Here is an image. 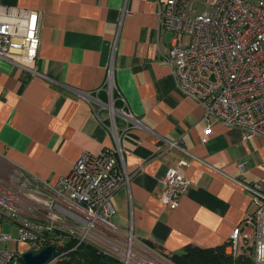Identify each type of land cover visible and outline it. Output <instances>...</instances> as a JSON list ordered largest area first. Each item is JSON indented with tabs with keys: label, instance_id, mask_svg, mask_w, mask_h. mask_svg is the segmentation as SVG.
<instances>
[{
	"label": "crops",
	"instance_id": "1",
	"mask_svg": "<svg viewBox=\"0 0 264 264\" xmlns=\"http://www.w3.org/2000/svg\"><path fill=\"white\" fill-rule=\"evenodd\" d=\"M166 1L0 0L41 11L40 74L0 59V161L55 185L84 151L114 147L110 129L77 93L102 88L113 66L116 95L139 124L116 118L121 168L131 181L113 198L114 228L106 235L132 255V264L172 262L160 250L224 245L256 208L241 182L264 176V140H245L222 123L208 133L204 106L180 88L166 61L172 33L160 28ZM99 96L108 101L105 89ZM101 115L108 111L101 108ZM183 160L190 186L169 209L161 201L164 178Z\"/></svg>",
	"mask_w": 264,
	"mask_h": 264
},
{
	"label": "built area",
	"instance_id": "2",
	"mask_svg": "<svg viewBox=\"0 0 264 264\" xmlns=\"http://www.w3.org/2000/svg\"><path fill=\"white\" fill-rule=\"evenodd\" d=\"M40 17L39 10L0 3V59L40 74L36 66ZM160 28L172 33L166 61L184 94L204 106L207 132L213 123H222L241 130L245 140H264V0H167L160 10ZM102 89L108 94L107 102L99 96ZM116 90L113 66L102 88L77 90L110 129L114 147L99 153L84 151L55 185L22 172L19 183L11 180L6 185L8 178L0 172V264H24L23 254L48 246L49 234L54 232L78 239L77 246L84 241L97 245L96 240L111 230L103 224L114 228L117 211L113 198L131 181L121 168L124 156L116 118L139 124ZM101 108L108 111L107 117L101 115ZM169 144L180 147L178 141ZM187 163L183 160L170 167L164 178L161 201L169 209L179 206L190 186L183 170ZM239 169L243 172L244 163ZM241 184L256 208L233 229L226 250L236 256L244 247H252L255 263L264 264V176ZM66 197L71 204L66 203ZM3 219L17 226V238L2 232ZM9 242L15 245L13 249L7 246ZM18 243L26 244V248L17 249ZM110 244L114 250H122ZM53 245L56 255L45 264H64L69 251L58 253L60 241ZM124 253L114 255L132 264V255Z\"/></svg>",
	"mask_w": 264,
	"mask_h": 264
},
{
	"label": "trees",
	"instance_id": "3",
	"mask_svg": "<svg viewBox=\"0 0 264 264\" xmlns=\"http://www.w3.org/2000/svg\"><path fill=\"white\" fill-rule=\"evenodd\" d=\"M59 241L58 253L69 251L67 259L63 261L64 264H125L120 257L106 252L94 243L84 241L77 246L78 239L65 234L60 235L59 232L49 234L46 245H58ZM160 251L175 264H256L252 247H244L236 256L227 252L226 244L183 254Z\"/></svg>",
	"mask_w": 264,
	"mask_h": 264
},
{
	"label": "rangeland",
	"instance_id": "4",
	"mask_svg": "<svg viewBox=\"0 0 264 264\" xmlns=\"http://www.w3.org/2000/svg\"><path fill=\"white\" fill-rule=\"evenodd\" d=\"M0 172L2 174H4V176L6 175V185H9L8 183H11V180L19 183L20 180L23 179L21 172L18 169L13 168L10 165H7L6 163H4V161L2 162V160L0 161ZM15 184V183H14ZM106 229V228H105ZM1 230L4 234H11L14 238L18 237V229L17 226H15L14 224H10L9 221H7L6 219H3L1 221ZM107 230V229H106ZM82 234H80L81 236ZM88 238L92 239V237L90 235H88ZM97 245L99 247H101L102 249L106 250V251H110L114 254L118 253H122L123 251H119V250H114V246L112 244H110L111 242L109 241V239L107 238L106 234H103V237H100V239H97ZM8 247H10L11 249H13L15 247V245L11 242L8 243L7 245ZM17 249H24L26 248V244L24 243H18L16 245ZM125 254V253H124ZM161 264V263H159ZM162 264H175L173 262H169L165 259H163Z\"/></svg>",
	"mask_w": 264,
	"mask_h": 264
},
{
	"label": "water",
	"instance_id": "5",
	"mask_svg": "<svg viewBox=\"0 0 264 264\" xmlns=\"http://www.w3.org/2000/svg\"><path fill=\"white\" fill-rule=\"evenodd\" d=\"M56 255V247L48 245L39 252L27 251L23 254L24 264H45L48 260Z\"/></svg>",
	"mask_w": 264,
	"mask_h": 264
},
{
	"label": "bare ground",
	"instance_id": "6",
	"mask_svg": "<svg viewBox=\"0 0 264 264\" xmlns=\"http://www.w3.org/2000/svg\"><path fill=\"white\" fill-rule=\"evenodd\" d=\"M102 224H103V222H102ZM103 225H104V227H106L107 229H108L109 227H112V226H110V225H107L106 223H104Z\"/></svg>",
	"mask_w": 264,
	"mask_h": 264
}]
</instances>
